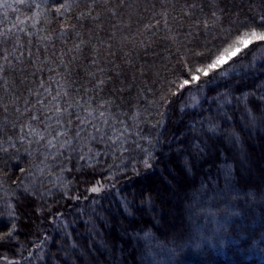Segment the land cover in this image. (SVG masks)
I'll use <instances>...</instances> for the list:
<instances>
[{
    "label": "trees",
    "instance_id": "16d2710c",
    "mask_svg": "<svg viewBox=\"0 0 264 264\" xmlns=\"http://www.w3.org/2000/svg\"><path fill=\"white\" fill-rule=\"evenodd\" d=\"M129 3L131 7L124 9L117 20L122 19L128 27L122 26L116 32L111 41L113 54L105 50L100 56L105 70L101 75L108 83L97 97L110 102L114 118L125 121L119 127H127L121 139H126L128 151L113 154L115 150L109 151L102 144H85L82 154L89 158L87 161L73 154L71 159L49 162L48 167L40 165L43 171L34 167L39 160L23 149L0 159V233L12 231L11 239H5L0 246V264L4 260L18 261L25 247L30 249V241L45 240L55 219L67 218L73 205L84 207L90 194L87 189L97 181L113 183L116 191H122L126 200L129 198L131 206L114 199L116 214L109 211L107 218L99 222L101 225L103 221L102 227H98L102 233L100 244L108 246H101L100 251H111V264H264V171H258L259 180L243 177L237 171L239 163L233 144L225 142L230 123L235 128L237 145L251 152L249 156L255 155L256 146L239 115L246 109L252 116L261 114L264 127L260 110L264 103V86L260 85L264 84V62L254 72L227 74L208 85L197 108L179 112L180 97L168 96L162 102L169 82L182 74L180 61L198 63L200 57L194 53L224 46L229 33L240 27L241 22L253 14H264V0H227L226 5H220L225 8L220 21L207 31L182 23L184 0H129ZM7 5L10 7L0 8V21L7 27L20 21L26 22L20 27H30L33 22L30 17L45 8V5L36 9L29 3L17 4L15 0H7ZM162 13L167 14L171 31L163 27L155 34L146 31L144 25L160 19ZM104 29L98 35L108 42L113 31L108 21L104 22ZM91 58L92 54L82 57L73 68L75 87H91ZM242 95L243 102L239 100ZM222 101L226 112L218 113L216 108ZM207 121L216 127V132L205 129ZM190 124L197 125V129H191ZM263 137L260 144L264 143ZM202 141L207 143L206 147ZM194 143L203 149V156L195 151ZM136 144L141 147L136 148ZM181 155L189 173L178 162ZM21 168L27 171L21 172ZM159 173H167L178 190L175 191L179 195L175 206L178 221L172 226L159 219L153 221L139 201L146 199L149 204L154 201L157 206L158 202L166 205L157 185L163 184L167 189L169 183ZM113 192L102 190L94 206L107 213L102 199L106 200ZM116 215L124 222L121 234ZM61 223L66 225L62 220ZM66 226L75 229L71 223ZM75 234L73 250L81 247L87 251L93 241L81 235L80 230ZM51 239L41 264H52L53 259L58 264H72L56 258V237ZM117 245L123 249L120 263L114 253ZM99 254L96 252L100 257ZM73 264L84 263L76 258Z\"/></svg>",
    "mask_w": 264,
    "mask_h": 264
},
{
    "label": "snow or ice",
    "instance_id": "6c2138e0",
    "mask_svg": "<svg viewBox=\"0 0 264 264\" xmlns=\"http://www.w3.org/2000/svg\"><path fill=\"white\" fill-rule=\"evenodd\" d=\"M15 3H29L36 9L45 5V8L30 17L33 21L30 27H20L25 21L11 27L0 21V159L23 149L28 156L39 160L34 165L36 168L48 167L49 162L55 164L58 159H71L73 154L87 161L82 146L90 143L102 144L109 151L115 150L113 154L123 155L128 151L126 139H121L127 127L119 126L125 121L114 118L110 102L97 97L108 83L101 75L105 70L100 56L105 50L113 54L111 41L122 26L128 27L122 19L117 20L124 9L131 7L129 0H39V3L15 0ZM226 4L227 0H184L180 12L182 23L207 31L220 21L225 12L220 5ZM5 6L10 7L7 0H0V8ZM105 21L113 29L108 42L98 35L105 31ZM161 27L171 31L166 13L160 14L154 23L144 25L153 34ZM257 42L264 43V14H253L241 22L240 27L229 33L224 46L194 53L200 57L198 63L181 60L182 74L169 82L162 102L168 96L180 97L193 86H200L202 78L226 75L235 58L250 54L254 50L250 46L258 47ZM88 54H92L91 87H75L73 68ZM195 151L202 154L203 149L196 145ZM145 164L151 167L147 161ZM88 191L100 193L102 187L97 182ZM11 237L12 231L0 233V246Z\"/></svg>",
    "mask_w": 264,
    "mask_h": 264
},
{
    "label": "rangeland",
    "instance_id": "374dc122",
    "mask_svg": "<svg viewBox=\"0 0 264 264\" xmlns=\"http://www.w3.org/2000/svg\"><path fill=\"white\" fill-rule=\"evenodd\" d=\"M257 44H259L258 47L256 46V44L250 46L251 48L254 49L253 51H251L250 54H247V55L241 54V56L235 58L236 62L233 63L229 67L226 75L227 74L230 75L232 73H237V72H241L243 74H249L251 72H254L256 67L259 64L264 62V43L257 42ZM245 51L247 52L248 50H245ZM226 75L220 76V75L213 74V78L210 81H207L206 78H203L200 86H193L190 91H187L185 94H182L180 96L178 100V104H177L178 111L180 112L185 109L197 108L199 104L202 102V99H204L206 96V92H207L206 89L208 85L213 84L214 82H217V80H220ZM260 85L264 86L262 82H260ZM262 90L264 92V88ZM242 99H243V95L239 97V100L241 102H243ZM223 102L224 101L218 103V107L216 108V111H218V113L226 112V110H224L222 107ZM260 110H262L261 113L264 116V103L262 104ZM242 112L239 115V121L244 123L246 127L245 129L247 130V134L250 136L249 137L250 141L253 143L254 146H256L255 155L249 156L251 152L249 153V151H246V150L244 151L243 148H240L237 145V139H236L237 137L234 133L235 128L230 123L227 128V132L229 135L226 136L225 142L226 144H233L234 146V149L236 151L235 154H236V157L239 163L237 171L243 177L244 176L248 177V180H251V181H253L254 179L259 180L260 177L258 175L259 174L258 171H261V170L264 171V167L262 168L264 164V143L260 144L261 138L264 135V129H263L264 127L262 126V123H261V120H262L261 114H259L258 116L257 115L252 116L250 113H248L247 109L243 113ZM189 126L191 129H194V130L197 129V125L193 126L190 124ZM204 127L206 130H208L209 128H213L214 132L217 131L216 127L213 124L209 123V121H207L204 124ZM214 132H211V133H214ZM202 143L204 144L205 147L207 146V143H205V141H202ZM195 146L196 144L194 143V147ZM192 152L195 153L193 150ZM201 156H203V153L201 154ZM198 159H200V156L198 157ZM178 162L181 163L184 167V165L186 164L185 157L181 155V157L178 158ZM167 170L169 171L171 169H168L167 167ZM183 170L189 173V170H187V168L184 167ZM159 175H160V178L162 176V180H166V182L169 183V187L168 188L166 187L167 189H165V187H162L163 184L160 185L157 183L158 184L157 185L158 194H161V196L165 199V201L167 202L166 205L164 206L163 203L160 204V202L158 201L157 202L159 203L160 206H157V203L154 201L149 204L146 199H143V200L141 199L139 201L145 206L144 212L153 221H155L156 219H159V221L162 220V221L167 222L169 225H171V223H175L178 221L177 215H175V212L177 213V208L175 206L177 205L176 203H177L178 196H179V195L178 196L176 195L175 191H178V190L176 188L174 181L170 179L167 173H159ZM97 182L91 185L90 187L97 185ZM99 186L102 187V190H104V192L106 191L107 193H109L111 189L114 191L113 193H110L109 197L106 200L102 199V205L104 209L108 208L107 213L103 212L99 207L94 206L97 202V198H96L97 195H99L102 191L100 193H91L90 191H88V189L90 188L88 187L87 193H90V194L86 201V204H84V207H82V204L81 205L75 204L71 207L70 213L68 214V216H66L67 218H64L63 216H58L59 219L57 218L55 219V221L57 222L54 221L53 227L51 225V232H48V236L45 238V240L36 238L34 241H30V244L28 245L30 249L28 247L27 248L25 247V250L21 252L19 259H21L22 262L19 259L18 261L4 260V261H1L3 262L1 264H13V262L14 264H31V263L41 264L42 255L43 254L46 255L48 253V250L46 249L47 243H49L52 240L51 239L52 236L56 237V245H57V253H58L56 258H64L72 264L74 263V261L76 262V258L84 264H111V261H110L111 251L109 249H108V252H105V250L103 252L100 251L101 246H103V248L105 247L107 248L108 246H106V244L104 243L100 244V241L102 239V233H100V231L98 230V227H102L103 221L101 225L99 222L100 220L106 219L108 216V213L110 212H112L113 214H116V211H115L116 202L114 199H118L120 201L122 200V202L124 203L127 202V205L129 207L131 206L129 205L130 203L129 198L127 197L128 200H126L124 198V193L122 191L120 190L116 191V189H114L113 183H99ZM186 204L188 203H184V205ZM85 205L88 206V209L86 208ZM116 218H118L117 215H116ZM61 220L66 225L70 223L75 225V229L72 230L71 226L70 228H68L66 225L64 224L62 225ZM117 220L119 222L117 230L121 234L122 233L121 225L124 224V222L123 221L120 222L119 218ZM78 221H81V222H78ZM80 223H82L83 225L79 226ZM79 230H80L81 235L82 234L86 235L90 238L91 241H93L91 245H88L90 247H88L87 251H84L81 247H80L81 249L79 248L75 250H73L72 248L73 243L75 242L74 241L75 235H76L75 233ZM70 238H71V241H70ZM122 251L123 249L120 247V245H117L114 253L116 255V260L119 263L121 260L120 257L123 256ZM96 252L100 253L99 255L101 258L96 255ZM52 264H58V263L53 259Z\"/></svg>",
    "mask_w": 264,
    "mask_h": 264
}]
</instances>
